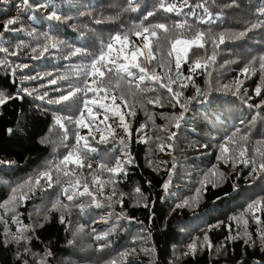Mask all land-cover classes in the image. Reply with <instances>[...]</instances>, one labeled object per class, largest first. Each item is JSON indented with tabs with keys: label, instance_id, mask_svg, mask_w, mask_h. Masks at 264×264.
I'll return each instance as SVG.
<instances>
[{
	"label": "trees",
	"instance_id": "1",
	"mask_svg": "<svg viewBox=\"0 0 264 264\" xmlns=\"http://www.w3.org/2000/svg\"><path fill=\"white\" fill-rule=\"evenodd\" d=\"M169 4L175 12L161 8ZM261 7L264 0H236L235 5L232 0H30L27 6L22 0H0V32L8 19L21 21L12 26L20 31L0 37V91L16 97L0 105V161L14 162L0 164V264H264V203L248 207L264 202V173L258 171L264 162ZM53 11L61 19H49ZM148 12L155 15L145 21ZM159 23L168 31L155 29L150 47L156 58L147 63L138 58L160 77L159 83L145 81L137 89L132 79L129 92L117 87L115 69L108 73L101 67L105 82L111 76V87L92 84V77L87 81L103 89L98 96L108 106L106 113L93 107L91 114L83 109L81 115L78 105L47 102L81 85L101 49L104 64L125 63L124 55L136 50L146 54L143 29L137 26ZM177 23L186 26L175 28ZM252 23L261 27L252 29ZM116 35L121 39H113ZM177 39L191 43L174 50ZM45 46L49 50L40 56ZM76 49L81 51L73 55ZM177 50L183 59L171 88L182 93L180 103L161 86L176 77ZM120 75L124 84L129 78ZM44 92L48 96L42 101L38 97ZM83 99L96 97L88 93ZM120 114H125L127 131ZM172 132L176 137L169 140ZM78 136L88 137L87 147L83 139L77 144ZM69 150L74 157L79 154L83 167L71 162L56 167ZM128 156L132 163L124 164V173L106 170ZM244 159H255V165ZM44 173L51 174L52 187L40 179ZM78 179L77 191L87 184L92 196L68 201L62 190L71 194ZM185 201V207H177ZM104 233H109L105 239H96ZM17 237L24 238L17 242ZM193 243L196 249L190 253Z\"/></svg>",
	"mask_w": 264,
	"mask_h": 264
},
{
	"label": "snow or ice",
	"instance_id": "2",
	"mask_svg": "<svg viewBox=\"0 0 264 264\" xmlns=\"http://www.w3.org/2000/svg\"><path fill=\"white\" fill-rule=\"evenodd\" d=\"M22 2H23L24 5L27 6V5H29L30 0H22ZM232 3H233V5H235L236 0H232ZM161 8L163 10H166L167 12H170V13L176 11V7L174 5H171V4H169L167 6L161 5ZM258 11H259L260 15L264 16V7H261ZM154 15H155V13L148 12L144 16V20L147 21L149 17H152ZM49 19L59 20L61 18L59 16H57V13L55 11H53L51 13V16L49 17ZM209 19H211V17H209ZM20 22L21 21H20L19 17L8 19L6 24L4 25L3 32H0V37H3L6 33L10 32V31H20V29H15V28L12 27L13 25H16V24H18ZM201 23H205V21L202 20ZM185 26H186V24L177 23L175 25V28H182V27H185ZM137 27H142V29H143L144 40H145L144 48L147 49V53L146 54L144 52H140L139 50H136V51H132L131 52V56L130 57L128 55H124L125 63H122V64L116 63V61L114 59L111 62V64H104L103 61L105 60V53H104L103 49H101L100 55L97 56V57L92 58V60L90 62L89 70L86 71L85 73H83L84 80H82L81 85L77 86L75 88V90H72V88L70 86L67 94H61L58 99H56V100H48L47 102L50 103V104L51 103L61 104V103H64V102H70L73 105H78L80 107V109H81V115H83V109H87L88 113L91 114L93 107H98L100 110H103L106 113L107 109H108V106L106 104L99 103V96H98V93L103 91V89H100V88H97V87H92L88 83L87 77H92V84H96V83L105 84L106 83L107 87H111V85H112L111 76L109 77L107 82L104 81L103 77L105 76V71H107L108 73H112L113 69H115V72L117 74V79H118L117 87H121V88H125L126 87L129 92L131 91L130 84H131V80L132 79H137V83H136V88L137 89H140V84L145 82V81H149V82H152V83H159L160 82V77L155 75V74L149 73L148 69L146 67L142 66V64H141V62H139L138 58L139 57H143L144 58V62H146V63L150 62L151 60L156 58L153 55L152 51H151V47H150L151 38L157 37V32L155 31V29H162L165 32H167L168 31V26L163 24V23H159V24H155V25H149L147 27H144L143 24H141V25H139ZM257 27H261V24L260 23H252L251 24V28L252 29H255ZM136 35L140 36L141 32H139V31L136 32ZM200 35L202 36L203 34H200ZM244 35H246V32H241L240 33V36H244ZM113 39L120 40L121 37L119 35H116ZM125 39H126V37H125ZM156 42H157V50H159V40H157ZM220 42L221 43L224 42L223 36L220 37ZM182 43H191V42L181 41V40L177 39V40H175L173 42L172 48L174 50H176V46L178 44H182ZM195 46H201L202 47L203 45H195ZM50 47L51 48H56L57 44L52 43L50 45ZM106 47L110 51L112 49L113 45L111 43H108L106 45ZM48 50H49V46H45L43 48V51L40 52V56H43L46 52H48ZM3 51L7 52L8 49L4 48ZM32 51L33 52H37V48H33ZM80 51H81L80 49H76L75 52H73L72 54L76 55ZM169 54L171 55V53H169ZM12 55H17V53L13 52ZM182 59L183 58L179 55V50H177V56H176V62H175L176 77L175 78L168 77L169 83L168 84H161L162 87H167L168 92L171 93L172 98L175 100L176 103H180L179 97L182 95V93L173 92V90L171 88V84L175 83L176 79H178L179 76H180V71L179 70H180V67H181ZM211 59L214 60L215 56H213ZM259 59L261 61V67L264 68V56H261ZM184 62H187V61L185 60ZM98 63L100 64V67H98ZM201 66L202 65H200L199 63L196 64V67H201ZM22 67H27V65H23ZM101 67L104 68L105 71H102ZM134 69L136 71H133ZM191 70L194 71L195 68H192ZM247 71L248 70L245 69L244 73L246 74ZM120 73L125 74L129 78L127 81L124 82V84L119 83V81L123 80V76H121ZM37 78L38 77H32V79H37ZM60 79H64V77H60ZM49 83L50 84H56L57 80L56 79H50ZM56 90L59 91V89H56ZM85 90H87V91H85ZM22 91H25L29 95L32 94V92H29L26 89H22ZM32 91L34 92L35 90H32ZM255 91H256L257 95H261V88L258 87V88H256ZM88 93H91L94 97H96V99L95 100L83 99V101L81 102V100H80L81 95L87 96ZM47 96H48V93L44 92V94L39 96L38 99L43 101V100H45L47 98ZM10 98H16V97H8V96H6V94L3 91H0V105L5 104L7 102V99H10ZM115 99H116V97H113V100H115ZM121 99H123V95H121ZM151 102L152 101H149V103H151ZM156 102L159 103L158 100ZM117 107H119V106H117ZM125 107H127V102H125ZM256 107H260V105H256ZM181 108H185V105L181 104ZM134 114L135 113L132 112V111H129L127 113V115H134ZM115 115H116V113L114 111L113 112V116H115ZM182 117H183V113L181 114V117L177 119L176 127L180 126V121H181ZM108 118L109 117L107 115H105V120H107ZM119 119H120L121 127H123L125 129V131H127L128 130V125H127V123L125 121V114H120L119 115ZM57 122L59 123V121H57ZM76 124L80 125V126H84V127H89V125L88 124H84L82 120H77ZM7 131L9 133H11L12 129H8ZM137 131H140V129H137ZM91 135H92V132L90 130L89 136H91ZM175 137H176V133L172 132L171 135L168 137V139L172 140ZM81 139H83L85 141V147H87V139H88V137H79L78 136L77 137V144H79V141ZM229 139H231V137ZM241 139L242 140H246L247 137L246 136L245 137H241ZM100 141L102 143H107L108 142L107 138L105 136H103V135H101ZM65 147L67 148L68 145L65 144ZM168 147H171V144H169ZM160 149H161V151H163L164 150V146L161 145ZM90 151L95 152L96 149L93 148V149H90ZM223 151H226V149L222 148V152ZM261 155H262V161H264V154H261ZM240 156H241V158H244L245 157V152L241 151L240 152ZM218 159H220V157H218ZM70 162L74 163L75 165H77L79 167H83V161L81 160L79 154H77L74 157V153H73L72 150L68 151L67 155H65L63 157V160L60 162V165H57L56 167L60 168L61 165H63L64 168H66L67 167V163H70ZM227 162H228V158H225V163H227ZM243 162L255 165V159H251V160L244 159ZM12 163H14V162L0 161V164H7L8 166H11ZM126 163L127 164L132 163V160H131L130 156L126 157L123 162L119 158H117L116 166H114L112 168H108L106 170L109 173H112L114 175H119V174L124 173L126 171V169L124 167V164H126ZM88 167H91V165H88ZM173 167H175V165ZM256 171H257V168L254 167L253 168V172H256ZM258 171H259V173H264V162H261L258 165ZM170 174H171V170H170ZM65 175H68L67 171H65ZM250 175H251V173H250ZM40 179L48 180L49 181L48 187H52V176H51L50 173H44L41 176ZM109 182H113V181H109ZM37 183H39V180L37 181ZM169 185H170V180L166 181L164 183L163 188L165 190H167L169 188ZM79 186H80V181L78 179L76 181V183L72 186L73 191H72L71 194H69L68 189H63L62 190L63 194L66 195V198H67L68 201H72L76 196H83V195L92 196V192L89 190V187H88L87 184L84 185L82 192L77 191ZM101 188H103V182H101ZM235 190H236V187L234 186L233 187V191H235ZM139 191H140V189H136L137 193H139ZM112 195L116 196L117 193L114 191L112 193ZM226 195H229V194H226ZM120 197H121V199L118 202L122 203V197H123L122 193L120 194ZM93 203H95V197H93ZM187 203L188 202L185 201L184 203H181V204L177 205V207H185L187 205ZM261 203H264V202L258 201V200L257 201H253L252 203H250L248 205V207L251 209V208L255 207L257 204H261ZM58 204H59V201H57V204H53L52 207L55 209V208H57ZM96 206H99V205L97 204ZM62 207H67V205H63ZM118 218L130 219V218H127V217H118ZM45 219H47V217H45ZM60 222L61 223H65L63 215H61V217H60ZM25 227L27 228L28 226H25ZM108 235H109V233H104L102 235H97L96 239L97 240H103ZM22 238H24V237H17V242H19V240L22 239ZM261 238L264 239V234H262ZM207 239H208L207 236H205V240L206 241H207ZM229 239H233V237H229ZM103 246L104 245H101V247H103ZM188 248L190 250V253H194V251L196 249L195 243L188 245ZM190 253H185V254L187 255V254H190ZM48 255H51V253H48ZM112 264H116V261H113Z\"/></svg>",
	"mask_w": 264,
	"mask_h": 264
}]
</instances>
